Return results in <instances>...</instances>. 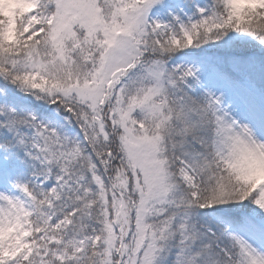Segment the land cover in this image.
Returning a JSON list of instances; mask_svg holds the SVG:
<instances>
[{"label": "snow or ice", "instance_id": "snow-or-ice-1", "mask_svg": "<svg viewBox=\"0 0 264 264\" xmlns=\"http://www.w3.org/2000/svg\"><path fill=\"white\" fill-rule=\"evenodd\" d=\"M0 264H264V0H0Z\"/></svg>", "mask_w": 264, "mask_h": 264}]
</instances>
